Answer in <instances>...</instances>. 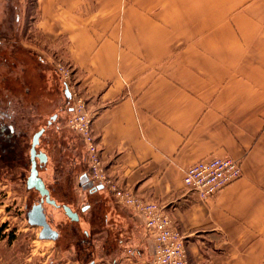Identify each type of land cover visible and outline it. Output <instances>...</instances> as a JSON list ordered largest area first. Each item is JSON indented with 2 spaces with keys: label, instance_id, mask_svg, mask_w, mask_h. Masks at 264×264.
Returning <instances> with one entry per match:
<instances>
[{
  "label": "crops",
  "instance_id": "0c3cea01",
  "mask_svg": "<svg viewBox=\"0 0 264 264\" xmlns=\"http://www.w3.org/2000/svg\"><path fill=\"white\" fill-rule=\"evenodd\" d=\"M40 3L38 29L55 45L65 40L66 62L94 114L108 177L164 206L184 235L188 264H264V0ZM16 89V110L22 118L29 114L36 129L42 126L40 116L55 104L40 87L29 94ZM73 134L47 127L45 178L63 187L76 179L97 243L111 239L114 254L131 247L133 264L151 261L153 241L143 217L107 189L88 193L83 187L89 181L84 147L71 164L62 159L63 142L67 154L76 149ZM224 155L241 159L243 175L208 202L189 193L184 169ZM53 192L64 200L56 185ZM63 214L55 219L65 221Z\"/></svg>",
  "mask_w": 264,
  "mask_h": 264
},
{
  "label": "rangeland",
  "instance_id": "374dc122",
  "mask_svg": "<svg viewBox=\"0 0 264 264\" xmlns=\"http://www.w3.org/2000/svg\"><path fill=\"white\" fill-rule=\"evenodd\" d=\"M88 1L84 0L85 4ZM41 5L40 0H0V94L7 95L11 101V107L16 113V87L23 88L28 85L32 90L34 88L39 90L40 87L41 90H45V93L43 91L42 93L47 96L49 101L55 104L52 110H46L41 124L43 125L45 119L50 118L51 115V126L57 124L68 128L66 126V118L69 113L66 106L70 105V100L64 96V85L54 68L55 62L58 61L67 65L64 54L65 40L59 37L58 39L60 40L55 45L56 42H49V39H46V36L39 30L41 28L40 23L43 21L41 18ZM55 11L60 12L61 8L57 7ZM71 85H74L72 74ZM56 113L58 114L57 119L55 118ZM35 127L36 125L32 123L29 130L33 131L36 129ZM70 132L73 133L71 130ZM69 140L74 143L73 148L77 150L71 148L67 154V148H62L63 143H66L63 142L60 145L62 151L60 150L59 152L65 155L62 159L68 160V164H71L72 154L75 156L80 153L81 155L84 146L76 134L70 135ZM238 159L241 162L242 176V161L240 158ZM82 165H84L83 162L75 165L77 166V168L75 167L76 172L82 168ZM10 180L6 175H0V223L4 221L5 224L3 233L5 237L0 240V264H46L47 260L45 258L47 254L44 251L48 249V245L52 244V242L36 239L32 246H28L29 241L27 242L23 235L31 230L26 229L24 220L21 219L19 226L21 234L17 241H20V243L16 242V240L11 241L13 236L16 235V197L19 194L18 201L22 211L25 191L21 188L17 194L16 185ZM76 183V179L71 177L68 185L70 194L68 198L64 199L65 201L71 199V195L75 198L78 197V193L81 190ZM211 198L204 202H208ZM75 203L76 200L72 204L74 205ZM64 219L67 221L66 218ZM68 225H71V223L68 222ZM71 226L78 229L79 233H76L75 237L70 238L69 252L67 253L68 264H133V252L128 253L125 246L124 248L122 247L123 251L119 249L118 253L114 254L113 249L107 247H115L114 243L110 241L111 239L109 241L106 239V245L104 242L102 244L103 240L98 243L94 240L92 237L94 234L93 224L87 215L80 214L79 219L72 223ZM13 231H15V234ZM74 238L80 241L83 240L79 247L74 243ZM121 251L123 252L122 255H120ZM62 254L64 257V253L60 249L57 252L53 251L54 258H60Z\"/></svg>",
  "mask_w": 264,
  "mask_h": 264
},
{
  "label": "built area",
  "instance_id": "2783aa9c",
  "mask_svg": "<svg viewBox=\"0 0 264 264\" xmlns=\"http://www.w3.org/2000/svg\"><path fill=\"white\" fill-rule=\"evenodd\" d=\"M54 68L64 87L69 92L70 108L66 126L81 139L87 157L89 180L93 185H102L112 193L115 200L141 215L148 235L153 241L151 261L135 264H188L184 235L163 205L119 187L108 177L101 159L100 149L92 130L94 114L87 107L86 99L71 85V70L61 61ZM240 160L230 156H214L199 159L183 171V184L189 193L199 200L211 198L217 191L241 176ZM131 253L129 248L126 250Z\"/></svg>",
  "mask_w": 264,
  "mask_h": 264
},
{
  "label": "flooded vegetation",
  "instance_id": "af4514ba",
  "mask_svg": "<svg viewBox=\"0 0 264 264\" xmlns=\"http://www.w3.org/2000/svg\"><path fill=\"white\" fill-rule=\"evenodd\" d=\"M26 93L29 92V86L25 85ZM18 90V89H16ZM29 94V93H28ZM65 95V94H64ZM16 114V115H15ZM45 115V114H44ZM43 116H40L39 122L40 125L43 121ZM57 113L55 118L57 119ZM31 119L29 115L25 118H22L18 110L16 113L14 109L11 107V101L8 99L6 94H0V175H6V177L12 181L13 184L16 185V193L18 194L20 189L22 188L25 191V198L23 199V208L19 206V194L16 197V235L13 236L12 240H16L20 236L19 226L21 219L24 220V224L27 227L26 229H30L26 234L23 235L27 242L29 241V245L32 246L34 241H48L52 242V244L48 245V249L44 251L46 255V264H68V256L69 252V236H76L78 229H75L74 226H71V221L65 214L67 221L71 223L68 225L67 221H60L59 219H55L56 215L59 216L61 212H63L62 205H68L72 211L76 212L77 220L79 219L80 214H83L89 208L88 201L81 202V196L73 197L71 195V199L73 200L70 204L65 200L55 199L53 194V186L56 185L57 192L61 193L64 199L69 197L70 191L68 187H63L62 182L55 181L54 184H50V182L45 178L44 173L48 168H50V154H49V145L50 139L48 136L44 135L48 126L52 124V116L50 118L45 119V123L42 126H39L37 129L33 131L31 129ZM40 128L43 129L42 133L38 138V143L35 146L36 153H41L44 156V160L41 162L37 156L34 157L36 174L44 183L45 188L48 190V195L50 199L55 201V204L46 201V196L41 195V193L33 186H28L27 179L30 175L31 167H32V157L30 154L31 150V142L33 134L38 131ZM96 191V190H95ZM95 191H89L88 193H93ZM76 203L73 205L74 201ZM37 206H40L44 216L45 221L49 225V227L56 232L54 237L50 238H40L39 234L42 229V226H38L32 223L33 220H36L38 217L34 214V209H37ZM64 213V212H63ZM0 223V240L4 239L5 235H3L5 230V224ZM15 234V231H13ZM77 238V237H76ZM74 243H76L79 247L81 242L78 239L74 238ZM22 244V243H21ZM21 246V245H20ZM19 246V248H20ZM31 249V248H30ZM60 251L64 253L60 258H54L53 251ZM78 251L79 249L76 248Z\"/></svg>",
  "mask_w": 264,
  "mask_h": 264
},
{
  "label": "water",
  "instance_id": "95a60500",
  "mask_svg": "<svg viewBox=\"0 0 264 264\" xmlns=\"http://www.w3.org/2000/svg\"><path fill=\"white\" fill-rule=\"evenodd\" d=\"M64 94H65V97L69 98V92H68L67 87H64ZM42 131H43V129L40 128L32 136L31 150H30V154L32 157V167H31L30 175L27 179V184H28V186H33L36 189H38V191L41 193V195H45L47 202L55 204V201L53 199L49 198L48 190L45 188L44 183L36 174L34 157L37 156L41 162L44 160L43 154L38 153V152L36 153V151H35V146L38 143V138H39L40 134L42 133ZM83 187L88 188L89 191H95V190H99V189L103 188L102 185H93L90 180L88 182H86L85 184H83ZM62 209H63L64 214L71 221L77 220L78 217H77L76 212L72 211V209L68 205H62ZM34 214H36V216L38 218L36 220H33L32 223H34L38 226H42L39 237L40 238L54 237L56 235V232L54 230H52L49 227V225L47 224V222L45 221V216H44V213H43L40 206H37V209H34Z\"/></svg>",
  "mask_w": 264,
  "mask_h": 264
}]
</instances>
